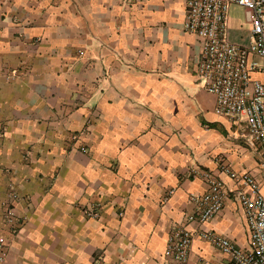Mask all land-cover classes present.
Returning a JSON list of instances; mask_svg holds the SVG:
<instances>
[{
  "label": "crops",
  "instance_id": "obj_1",
  "mask_svg": "<svg viewBox=\"0 0 264 264\" xmlns=\"http://www.w3.org/2000/svg\"><path fill=\"white\" fill-rule=\"evenodd\" d=\"M184 16L183 0H0L2 264H171L176 228L194 237L187 264H231L201 231L247 248L233 197L195 221L206 175L234 190L248 174L264 196V170L243 123L214 113ZM227 25L230 42L249 43L241 9ZM91 203L97 221L82 215Z\"/></svg>",
  "mask_w": 264,
  "mask_h": 264
},
{
  "label": "built area",
  "instance_id": "obj_2",
  "mask_svg": "<svg viewBox=\"0 0 264 264\" xmlns=\"http://www.w3.org/2000/svg\"><path fill=\"white\" fill-rule=\"evenodd\" d=\"M183 30L195 35L201 44L198 72L204 88L215 99L214 113L243 123L244 141L253 147L264 170V0H183ZM232 7L241 9L249 24L247 45L229 41L228 15ZM260 59L262 63L258 62ZM229 171H227L228 173ZM232 177L235 174L228 173ZM208 190L191 195L195 205V221L204 225L218 214L229 197L240 205L248 227V245L243 249L213 232L201 231L198 237L228 255L231 264H264V196L256 180L242 174L237 178L239 189H227L218 179L206 175ZM10 197L17 195L10 192ZM83 217L100 219L98 204L81 209ZM121 216V214H119ZM11 233L21 226L14 208L3 217ZM194 237L187 229L176 228L168 236L164 256L171 264H187ZM6 247L0 238V264Z\"/></svg>",
  "mask_w": 264,
  "mask_h": 264
},
{
  "label": "rangeland",
  "instance_id": "obj_3",
  "mask_svg": "<svg viewBox=\"0 0 264 264\" xmlns=\"http://www.w3.org/2000/svg\"><path fill=\"white\" fill-rule=\"evenodd\" d=\"M258 60V62H260V63H262V61L260 60V59H257ZM81 150V152H85V149L84 148H81L80 149ZM262 176H264V172L262 173ZM13 193H15V192H13ZM16 194V193H15ZM17 195V194H16ZM10 196V195H9ZM10 199H11V201H17L18 200V196H17V198L16 199H12L11 197H10ZM10 208H15L14 207V205L13 204H9L7 207H6V209L3 211V213H2V220H3V217H4V214L10 209ZM15 210V209H14Z\"/></svg>",
  "mask_w": 264,
  "mask_h": 264
}]
</instances>
